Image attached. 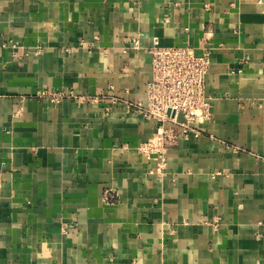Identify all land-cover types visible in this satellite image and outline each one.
<instances>
[{"label": "crops", "instance_id": "1", "mask_svg": "<svg viewBox=\"0 0 264 264\" xmlns=\"http://www.w3.org/2000/svg\"><path fill=\"white\" fill-rule=\"evenodd\" d=\"M187 45L212 118L161 169L124 101ZM0 264H264V0H0Z\"/></svg>", "mask_w": 264, "mask_h": 264}, {"label": "built area", "instance_id": "2", "mask_svg": "<svg viewBox=\"0 0 264 264\" xmlns=\"http://www.w3.org/2000/svg\"><path fill=\"white\" fill-rule=\"evenodd\" d=\"M152 54V79L147 86V101H124L129 110H135L159 122L154 138L142 144V149L157 154L159 168L167 166L168 148L178 144L179 137L195 132L197 122L212 118V98L206 93V76L211 65L209 52L196 54L192 46H155ZM41 95L60 102L74 96L72 91L43 90ZM99 103L100 97H86ZM116 99V98H115ZM85 100V97H84ZM104 200L116 199L111 190H105Z\"/></svg>", "mask_w": 264, "mask_h": 264}, {"label": "rangeland", "instance_id": "3", "mask_svg": "<svg viewBox=\"0 0 264 264\" xmlns=\"http://www.w3.org/2000/svg\"><path fill=\"white\" fill-rule=\"evenodd\" d=\"M41 51V47H39V49L36 51V53H39ZM86 97H93V96H86ZM85 97V100H88L89 98H86Z\"/></svg>", "mask_w": 264, "mask_h": 264}]
</instances>
